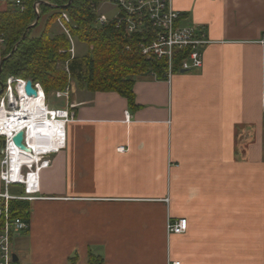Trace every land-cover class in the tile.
I'll use <instances>...</instances> for the list:
<instances>
[{"label":"crops","instance_id":"crops-1","mask_svg":"<svg viewBox=\"0 0 264 264\" xmlns=\"http://www.w3.org/2000/svg\"><path fill=\"white\" fill-rule=\"evenodd\" d=\"M173 4L212 40L204 65L135 76L133 108L71 80L61 107L75 120L12 238L18 264H88L90 251L105 264H264V0ZM180 218L186 232L168 234Z\"/></svg>","mask_w":264,"mask_h":264},{"label":"built area","instance_id":"built-area-1","mask_svg":"<svg viewBox=\"0 0 264 264\" xmlns=\"http://www.w3.org/2000/svg\"><path fill=\"white\" fill-rule=\"evenodd\" d=\"M101 4L115 6L117 8L116 15L108 17L104 13H99ZM16 5L24 10L20 0H16ZM35 9L39 13L38 2L35 3ZM92 10L95 13L93 23L96 27L114 23L116 27L124 28L128 35H140L143 39L141 41L142 54L148 60L165 61L166 70L163 78L168 81L177 71L196 70L204 65V49L212 43V40L208 37L204 26L182 23V13L174 7L173 0H97L92 5ZM70 22L71 18L67 12H63L57 19L58 25L70 39L69 52L71 58H74L76 45L68 28ZM262 42H264V37ZM3 43L4 38L0 36V45ZM152 74L157 75L154 71ZM27 80L10 76L4 83V90L0 92V120L12 123L14 120L31 122L32 119H35L37 123L35 126L39 125L40 128L44 127V124L48 127L47 122L61 121L64 125L61 135L63 143L57 148H52L50 145L46 147L45 141H41L43 143L39 144L38 150L25 151L13 141L18 130L12 129L6 133L0 128V137L5 140L0 160V181L3 186L0 190V264L14 263L11 249L12 238L14 235L26 231L30 226L29 221L12 217L10 201L12 199L32 201L39 198L41 171L50 166L49 156L65 147L66 125L75 120L74 113L70 111L69 106L52 108L48 105L46 94L39 83H33L37 95H28L25 89ZM54 93L58 98H66L69 96L70 86ZM41 94L43 95L41 96ZM42 98L43 108H39L37 100ZM24 102L31 105V110L23 107ZM33 104H35V108H33ZM125 120L127 122L131 120L128 111H125ZM24 129H21L24 131L23 142L31 148L27 131ZM120 151H124V147H120ZM31 157L33 160H30ZM12 186H21L22 194H13L10 190ZM187 228L188 220L186 218L175 221L169 219L168 221V234L184 233ZM172 264H180V261H175Z\"/></svg>","mask_w":264,"mask_h":264},{"label":"trees","instance_id":"trees-1","mask_svg":"<svg viewBox=\"0 0 264 264\" xmlns=\"http://www.w3.org/2000/svg\"><path fill=\"white\" fill-rule=\"evenodd\" d=\"M6 1L7 7L0 10V36L4 38L0 53L3 59L14 52L3 62V83L10 76L31 79L42 86L47 97L52 91L64 90L72 80L81 89L115 91L133 108L135 76L150 71L158 78L164 76L165 61L146 59L141 51L140 35H128L114 23L94 25L92 5L97 0H47L49 4H39V21L32 27L38 16L35 3L41 0H20L24 10L16 5V0ZM63 12L71 18L68 28L72 36L88 46L84 55L71 58L69 37L52 29ZM10 210L12 217L29 221L28 200L12 199ZM70 264H77L76 256L70 258ZM88 264H105L104 258L90 251Z\"/></svg>","mask_w":264,"mask_h":264},{"label":"bare ground","instance_id":"bare-ground-1","mask_svg":"<svg viewBox=\"0 0 264 264\" xmlns=\"http://www.w3.org/2000/svg\"><path fill=\"white\" fill-rule=\"evenodd\" d=\"M43 94H41L42 96ZM37 106L39 108H43V98L42 99H38L37 100ZM35 108V104H33ZM23 107L27 110H31V105L28 103L23 104ZM46 110V109H44ZM33 121L31 122H25L22 120H14L12 121V123H6L3 120H0V128L2 129V131L9 133L12 129L14 130H21L23 128H25L24 130L27 131V135H28V141H29V145L31 146V149H35L38 150L39 144L43 143L41 141H45V146L48 147V145H50V147H59L60 146V136L57 130V124L61 121H54L52 123L47 122V126H45V124L43 125L44 127L41 126H35V124H37L35 122V119H32ZM34 122V123H33ZM51 124V126H49ZM63 134V133H62ZM44 145V144H43ZM30 160H33V158L31 157Z\"/></svg>","mask_w":264,"mask_h":264},{"label":"rangeland","instance_id":"rangeland-1","mask_svg":"<svg viewBox=\"0 0 264 264\" xmlns=\"http://www.w3.org/2000/svg\"><path fill=\"white\" fill-rule=\"evenodd\" d=\"M99 13H104L106 14L108 17H113L114 15H116L117 13V8L111 4H101L99 6ZM43 21H41L40 26L37 28L38 31L41 30V25ZM52 29L54 30V32H61V28L59 25H57V23H54L52 25ZM2 45H0L1 47ZM76 46H77V53L78 54H85L88 51V46L81 42L76 40ZM147 73V72H146ZM47 98V103L50 107H61L64 106L66 104V98L62 97V98H58L55 96L54 91L50 92L48 94ZM12 192H16L19 193L20 189H12Z\"/></svg>","mask_w":264,"mask_h":264},{"label":"water","instance_id":"water-1","mask_svg":"<svg viewBox=\"0 0 264 264\" xmlns=\"http://www.w3.org/2000/svg\"><path fill=\"white\" fill-rule=\"evenodd\" d=\"M39 4L40 3H47L49 4V2L47 0H41L38 2ZM39 21V13H38V16L36 18V20L34 21V23H32L30 25V27L36 25ZM26 37V33L24 34L23 38ZM14 51H12L10 54H8L7 56H5L1 63H0V92H2L4 90V83L1 81V71H2V65H3V62L6 58H8L9 56L12 55ZM25 89H26V92L28 95H37V90L33 87V81L31 79H28L27 82H26V86H25ZM13 141L15 142V144L17 146H19L21 149L25 150V151H30L31 148L28 147L23 141H24V131L20 130L18 131L14 137H13ZM1 149L0 151L3 152L4 150V146H5V140L2 139L1 142ZM13 261L14 262H17L18 261V257L16 255L13 254Z\"/></svg>","mask_w":264,"mask_h":264}]
</instances>
